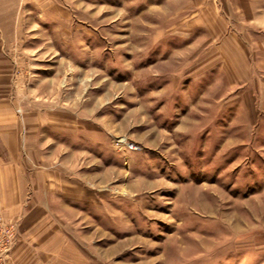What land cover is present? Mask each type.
<instances>
[{
	"label": "rangeland",
	"instance_id": "1",
	"mask_svg": "<svg viewBox=\"0 0 264 264\" xmlns=\"http://www.w3.org/2000/svg\"><path fill=\"white\" fill-rule=\"evenodd\" d=\"M47 4L0 101L68 111L69 147L37 155L48 198L0 205V264H264V0Z\"/></svg>",
	"mask_w": 264,
	"mask_h": 264
},
{
	"label": "crops",
	"instance_id": "2",
	"mask_svg": "<svg viewBox=\"0 0 264 264\" xmlns=\"http://www.w3.org/2000/svg\"><path fill=\"white\" fill-rule=\"evenodd\" d=\"M50 4H47V0H0V51L3 41L21 40L28 35L24 30L22 34L20 30V25L25 23L21 15L22 9L32 12V8H45L51 6ZM29 19L32 24V15H29ZM5 106L0 101V205L4 211L10 205L9 210L12 211L11 206L26 197V187L30 199L37 198L41 193L48 198V186L50 187L54 179H59V175L53 171L52 158L43 160L37 155L45 153L46 146L50 144L56 145L52 152L64 148L67 149L64 154L68 152L69 146L64 143L65 140L67 142L66 134L62 130L68 128L69 122L65 116L68 111H56L59 115L52 117L43 105L32 101V108L24 114L32 119V123L22 130L15 122L18 119L23 121L25 117H14L11 111H5ZM53 122L60 127H54ZM49 123L51 124L48 125ZM44 138L48 143L43 142ZM41 168L42 171H36ZM44 168L48 169L44 171Z\"/></svg>",
	"mask_w": 264,
	"mask_h": 264
}]
</instances>
